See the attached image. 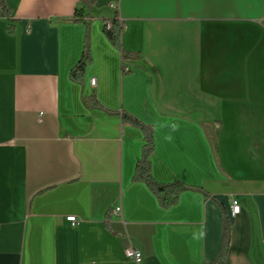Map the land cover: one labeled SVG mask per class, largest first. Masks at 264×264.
Segmentation results:
<instances>
[{
    "label": "crops",
    "instance_id": "0c3cea01",
    "mask_svg": "<svg viewBox=\"0 0 264 264\" xmlns=\"http://www.w3.org/2000/svg\"><path fill=\"white\" fill-rule=\"evenodd\" d=\"M91 1L5 0L0 264H204L224 211V264H264V0ZM122 113L153 130V178L188 186L170 207L134 180L145 135Z\"/></svg>",
    "mask_w": 264,
    "mask_h": 264
},
{
    "label": "trees",
    "instance_id": "16d2710c",
    "mask_svg": "<svg viewBox=\"0 0 264 264\" xmlns=\"http://www.w3.org/2000/svg\"><path fill=\"white\" fill-rule=\"evenodd\" d=\"M89 2L90 4L92 3L91 0H89ZM0 16L6 18L12 17V11L6 5L5 0H0ZM75 20L77 22H82L86 24L87 37H86V47H85L84 55L81 58V60L77 63V65L73 68L70 76L74 82L83 83L87 66L91 61L90 48H89L90 19L87 17H83L82 12H76ZM110 21L112 22V26L110 28L105 26V34L107 35L108 39L113 44V46L123 51V57L128 58L130 54L126 53L121 45V33L123 30V24L119 20V15L116 14L115 17ZM87 105L89 107L103 109V107L99 104L95 96H92L91 98L87 99ZM121 115L123 120L131 121L134 122L135 124L141 125L145 135V144L143 147V153L141 159L137 163L134 174V180L145 182L147 186L151 189V191L157 196L161 206L165 208L170 207L171 205L177 202L181 191L183 189H186L188 186L180 182L163 184L157 182L153 178L151 171V155L154 151L155 143H154V134L152 128L147 127L144 124H141L138 120L134 119L129 114L122 113ZM223 216H224L223 237H222L221 248L213 260L206 262L204 264H224L227 260L230 238H231L232 223L229 217L227 216V214L225 213V211Z\"/></svg>",
    "mask_w": 264,
    "mask_h": 264
},
{
    "label": "built area",
    "instance_id": "2783aa9c",
    "mask_svg": "<svg viewBox=\"0 0 264 264\" xmlns=\"http://www.w3.org/2000/svg\"><path fill=\"white\" fill-rule=\"evenodd\" d=\"M112 6H114V5H112ZM105 26L110 28L112 26V22L110 20L107 21L105 23ZM124 70L128 71V67L125 66ZM91 83L93 85H95L96 84V79L92 78L91 79ZM240 208H241V206L238 203V201L235 198H233V200H232V213H233V215L237 214L240 211ZM114 211L119 213L121 211V208L118 206V207L115 208ZM67 219H68V221L72 222L73 224L77 223V217L76 216H73V215L72 216H68ZM126 255L129 258L133 259L137 263H139L142 260V253L140 251H138L137 249H135L133 246H128L126 248Z\"/></svg>",
    "mask_w": 264,
    "mask_h": 264
},
{
    "label": "water",
    "instance_id": "95a60500",
    "mask_svg": "<svg viewBox=\"0 0 264 264\" xmlns=\"http://www.w3.org/2000/svg\"><path fill=\"white\" fill-rule=\"evenodd\" d=\"M83 2H84L88 7H91V4H90L89 0H83Z\"/></svg>",
    "mask_w": 264,
    "mask_h": 264
}]
</instances>
